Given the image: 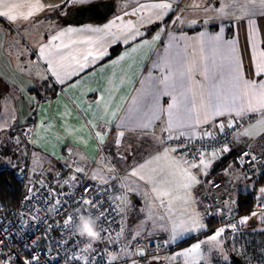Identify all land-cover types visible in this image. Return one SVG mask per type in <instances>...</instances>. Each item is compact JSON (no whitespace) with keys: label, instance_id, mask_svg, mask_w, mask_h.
I'll list each match as a JSON object with an SVG mask.
<instances>
[{"label":"crops","instance_id":"crops-1","mask_svg":"<svg viewBox=\"0 0 264 264\" xmlns=\"http://www.w3.org/2000/svg\"><path fill=\"white\" fill-rule=\"evenodd\" d=\"M239 1L97 0L98 3L107 6L102 7L99 11L84 12L80 10V6L71 3L70 0H39L42 5L39 10L31 7L35 5L36 0H15L21 6L19 11L24 13L32 11L33 14L28 19L18 18L15 21L0 17V126H3L5 130L12 128L10 132H16L18 128L22 129L21 126L32 120L31 118L34 116L36 132L33 138L28 141L31 146L30 157L42 154L48 160L47 172L43 171V166L37 168V171L40 169L45 177L41 183L36 185H47L53 188L78 186L85 174H89L88 179L95 184L106 183L93 181L94 175L97 178L104 177L107 179V183L118 184L127 172L126 175L130 173L132 175L128 178V181L132 180L128 186L130 193H135L138 190V184L142 183L144 187L139 194L146 197L150 193H154L152 191L154 182L159 181L160 176L155 179L151 175L155 167L162 173V168L166 164L178 166L182 163L187 169L185 176H182L180 180L179 177L177 178L179 180L177 184L170 177L166 178L167 181H164V176H161V179L170 186L165 187L167 191L178 193L185 189L189 195L188 206L184 200L181 204L171 201L170 199L176 195L170 192L171 195L164 202L166 205L164 212L182 214L188 210L190 215L199 216L201 223L207 225V228L193 233L185 232L177 239L176 246L191 236L195 235L199 238V233L203 231L206 233L202 236H212L219 228L214 226L211 228V224L206 221L207 210L204 206V198L207 194L204 196V191L197 188L199 183L185 188V184L190 183L187 175V171L190 169L188 165L190 163L199 164L201 159L206 164L211 155H203L198 162L188 161L185 157L174 152L165 155L167 148L164 146L161 129L165 126L167 114L165 113L160 120L154 121L151 129H144L137 126L139 121L136 108L140 92L149 82V74L160 75V70L155 69L153 63L162 54L163 48L168 46L172 37H184L179 41V44L184 49L186 61L193 67L199 65L202 69L206 63L204 57L210 56L211 53L208 51L207 45H204L202 49L198 34L202 31L215 34L218 28L214 25L205 26L203 24L190 26L189 22L210 19L215 16L214 11L208 13L203 11L209 3L214 8L225 7L229 12H233L236 7L240 6ZM160 2H170L173 6L172 10L164 16L163 21L156 20L152 13L142 8L144 5ZM196 4H199L200 7H194ZM133 12L137 14L132 15ZM149 15H152L155 22H148ZM117 17L121 19L117 22L114 31L126 29L130 24H134L143 35L127 44L109 43L108 37L89 33H71L57 40L52 39L53 36L69 27L103 26L116 20ZM176 17H180L181 20L173 25L171 22ZM251 18L255 21L254 32L251 31L244 19L223 18L224 32L222 35L224 41L234 43L236 50L234 55L240 62L242 81L255 80L259 83L264 81V75L258 76L254 73L255 65L264 60V16L260 13H253ZM162 22L164 25L160 29L153 33L149 32L151 26ZM217 22L219 23V21ZM35 33L34 39L39 41L33 42L31 38ZM158 33L160 38L154 40V36ZM89 38L105 46L106 54L103 58L95 61L92 60V57H88L87 61L83 59L88 50L95 52L93 45L81 43ZM144 40L151 43L142 45ZM64 45H68V47H64ZM119 45L122 46V51L109 59L111 48ZM45 46H50V48ZM41 47H45L42 57L39 55ZM228 55V48L219 49L216 54L217 62L227 63ZM72 57H76L81 64L86 66L82 69L78 68ZM48 60L53 62L52 65L47 63ZM34 67L36 68L35 72ZM37 67H42L45 75L37 73ZM53 72L56 74L54 75ZM193 75L196 83H207L199 72H195ZM49 77H52L62 87L61 91L55 98H47L46 101L38 104L40 99L48 96V89L52 87ZM233 90L231 77H225L220 91L226 102H231ZM169 103V97L161 98L163 107L166 108ZM232 118L229 116L214 117L211 113L201 112L199 124L191 130V137L204 136L205 131L218 134L221 131L217 125L220 122L227 125ZM237 119L244 123V128L240 133L244 132L249 125H253L249 128L250 136H236L231 142L230 151H221L216 155L219 154V157L225 162L226 159H229V155L236 153L237 157L243 149L248 147L259 157L264 158V125L257 123L258 115L250 114ZM7 120H9L8 125ZM5 130L0 131V134H4ZM120 131L124 132L123 137H118ZM97 132H101L104 136L103 142L97 137ZM118 138L119 144H117ZM124 146L128 151L126 165H123L125 163L119 159ZM160 155L164 156L155 161V158ZM118 164H122L125 169L108 172V167ZM260 167L262 170V179L260 180L255 172H249H251L256 186L259 187L255 196L264 201V197L259 191L262 186L264 187V163H261ZM77 168L83 169V171L77 172ZM196 169L203 170V167ZM133 173L136 174L133 175ZM72 177L75 179L73 180ZM195 177L199 181V176ZM203 179L204 183L207 182L209 185L208 194H211L220 203L215 193L211 192L213 187L210 186V184L217 186L218 181H207L209 179L207 175ZM66 181L67 183H65ZM125 181L124 185L128 182ZM134 184L136 185L134 186ZM241 193L245 192L238 193L237 198ZM225 195L227 198H231V201H237V198L235 200L234 197ZM121 198L122 194L118 199V204ZM246 217L249 219L245 224H241L239 220L237 230L224 231V233L228 242L237 240L240 246H249L250 241L253 248L259 245L257 241L260 244L264 243V231H261L264 229V215L257 216L258 219L252 220L251 216ZM186 220L182 219L180 223ZM161 238L169 240L170 234L149 238L145 241ZM169 244L171 245V243ZM234 258L246 262L240 256L234 255Z\"/></svg>","mask_w":264,"mask_h":264},{"label":"snow or ice","instance_id":"snow-or-ice-1","mask_svg":"<svg viewBox=\"0 0 264 264\" xmlns=\"http://www.w3.org/2000/svg\"><path fill=\"white\" fill-rule=\"evenodd\" d=\"M71 3L80 6V10L87 11H99L102 7H106L102 3H98L97 0H70ZM250 3H254L255 0H249ZM261 5L260 15L264 16V0H259ZM20 5L15 2V0H0V17H6L10 21H15L19 19H28L33 12L29 11L27 13L19 11ZM35 10L42 8V5L39 3V0H36L35 5L31 6ZM172 4L170 2H160L154 3L151 5L142 6L143 10L149 11L152 15L155 16L156 20L163 21V18L169 11L172 10ZM194 7L199 8L200 5L196 4ZM203 11L205 13L215 12V16L210 19L203 20H191L190 26H195L197 24L214 25L218 28V31L213 34L208 31L200 32L199 39L201 41V47L203 49L204 45H207L208 51L211 55L204 57L206 63L201 69L199 65L193 67L189 62L186 61L184 57V49L179 44V41L183 40L184 37H175L169 41L167 47L163 48V52L158 56L157 60L153 63L155 69L160 70L159 76H152L149 74V82L147 85L142 88L139 100L137 102L136 111L138 113L137 119L139 121L138 127L144 129H151L153 122L160 120L161 117L166 113L167 119L165 121V126L161 129L163 138L165 141L173 140L179 141L181 137H187L188 140H191V130L198 126L201 112L204 114L211 113L212 116H229L233 117L227 125L224 122H220L217 127L220 131H223L227 126L228 128L235 129L237 124L240 122L237 118H243L250 114H257L259 119L257 123L264 125V81L257 83L255 80H243L240 74V62L236 59L235 46L232 41L223 40V18L231 17L233 19H244L245 23L250 26L252 32L255 31V21L251 18V14L242 11L240 16H236L234 13L229 12L225 7L214 8L212 4H208L204 7ZM136 12H133L132 15H136ZM152 15H149L148 22H155L152 19ZM120 17H117L116 20L111 21L108 24L103 26H93L86 25L80 28L69 27L61 31L58 35L53 36V40L60 39L61 37L71 34V33H89V34H99L109 38V43L120 42L127 44L130 41L136 40L137 37L142 36L143 33L139 28L130 24L126 29H120L114 31L117 22L120 20ZM181 20L180 17H176L171 23L173 25L179 23ZM219 21V23L217 22ZM251 34V33H250ZM160 38L159 33L154 36V40ZM175 42V43H174ZM81 43H86L93 45L95 52L93 50H88L84 55L83 59L88 60V57H92V60L103 58L106 54V48L102 43H99L91 38L86 41H81ZM151 42L148 40L142 41V45H148ZM49 47L50 46H45ZM45 47L39 49V55L42 57L45 53ZM68 47V45H64ZM228 48L229 55L227 57V63H218L216 59V54L221 48ZM175 49V51H173ZM76 61L78 68H83L86 65L81 64L79 59L72 57ZM123 59V57H121ZM47 63L52 65V61L48 60ZM199 72L203 76L204 82L196 83L194 80V73ZM55 75L56 73L53 72ZM79 73L77 72V75ZM255 75L261 76L264 75V60L258 62L255 65ZM225 77H231L233 82V92L231 102H226L224 96L221 94L220 86L223 83ZM59 78V77H58ZM167 96L170 98V103L167 107L161 105V98ZM107 123V122H106ZM253 125L246 127L245 131L237 133L239 136H250L249 128ZM5 128L0 126V131H4ZM97 137L100 138L103 142L104 136L101 132L96 133ZM124 132L120 131L118 137H123ZM204 136L212 137L211 132H204ZM203 138V137H201ZM16 143L19 144V138H16ZM120 143L119 138L117 139V144ZM182 147H186V144L181 142L176 144L173 147H169L165 150V155L169 152L179 153ZM223 152H228L230 149L224 147ZM203 155V154H201ZM216 153H212L214 157ZM248 159L244 161V158ZM247 162L251 165H255L258 162V158L251 153L245 151L239 154L237 162ZM259 162L264 163V158H260ZM5 163H8L11 166V161L7 160ZM201 166L207 167L203 159L200 160L199 164L192 165V167L200 168ZM231 167V165H230ZM77 172H82L83 169L77 168ZM136 173H133L135 175ZM206 174V173H205ZM190 183L185 184V188H190L193 184L199 183L194 175L190 172L187 173ZM74 180L75 177H72ZM92 179H98V182L107 183V179L104 177L97 178L95 175ZM144 179V177H141ZM67 183V181L65 182ZM215 186V185H214ZM152 191L156 193V199L160 201L162 206L164 204L163 197L170 196L171 193L164 190H158L156 187H153ZM259 191L264 194V188L259 189ZM26 199L31 197L26 194ZM108 200L115 203L112 200V197L109 196ZM124 203V201H121ZM81 205H90L92 208H97L99 205L93 202L90 198H81L79 201ZM2 207V206H0ZM63 207L62 202L57 199L53 205L54 210L59 213L60 209ZM115 209L118 211H123L120 208L119 204H115ZM257 212L251 213V216H257ZM104 216L103 212H99L96 216L97 220H100ZM33 220L38 219V217H32ZM79 219V217H78ZM161 220L164 217H160ZM249 217H244L240 220L241 224H245ZM65 226L73 224V218L69 215L65 221ZM77 224H75L76 227ZM233 231L236 230V225H230ZM206 229V226L201 223L199 216L189 215L186 221H182L178 226L177 224H172L170 229H164L165 231H170V239L165 241V243H175L177 239L184 235L185 232L193 233L198 232L199 230ZM107 229L104 227L100 228V238L104 239L107 236ZM123 231V230H121ZM225 231V228H220L215 231V233L208 237L207 240L202 241L201 243L209 244L211 242H216V253H217V264H233L232 257L228 254V251H235L238 256H242L246 264H253V261H256V264H264V246H261L256 250V255L250 256L247 253V250L240 251L235 248V245L232 246V249L226 251L223 242L219 239L222 233ZM264 231V229H261ZM104 234L102 236L101 234ZM78 234V233H77ZM0 235L4 236L5 240L9 242L12 239V233L7 227H0ZM79 235V234H78ZM139 235V233H137ZM80 236V235H79ZM83 238V237H82ZM95 240L88 242L85 249L82 251H87L88 248L92 247V243ZM201 243H196L192 245L186 252L181 253V255H190L192 253H200ZM34 247L35 245H31ZM25 248L29 245H24ZM7 249V250H6ZM137 252L142 254L141 249H137ZM211 251V249H210ZM31 258H20L18 253L13 252L12 247L5 245L0 247V264H15L16 260H20V264H38L39 256L35 253L30 254ZM119 254L110 256V259H118ZM73 259H84L82 256H73ZM175 259V257H173ZM135 264V262H133Z\"/></svg>","mask_w":264,"mask_h":264},{"label":"built area","instance_id":"built-area-1","mask_svg":"<svg viewBox=\"0 0 264 264\" xmlns=\"http://www.w3.org/2000/svg\"><path fill=\"white\" fill-rule=\"evenodd\" d=\"M243 128L244 123L240 121L235 129L226 127L220 133L212 134V137L192 136L190 141L187 137H181L179 141L164 140V146L169 148L183 142L186 147H182L177 154L185 157L188 161L198 162L203 155L220 153L224 147L230 148L232 140ZM35 132L36 124L29 123L23 127L22 135L26 140H30ZM245 151L256 156L258 162L253 166L244 162L248 159L245 157L244 161L237 162L238 166L255 172L260 180L262 170L259 160L261 157L248 147L241 153ZM88 175L85 174L78 186L53 188L47 185L38 186L26 172L18 171L16 179L22 187L19 204L9 213H0V227H7L12 233V239L9 242L4 239L3 235H0V247L11 246L13 252L18 253L20 258L30 259V254L35 253L39 256L38 264H133L124 258L110 259V256L122 252L123 243L87 255L86 251H82L86 248L88 241L75 231V224L78 223L80 214L96 217L99 212L104 213V216L98 220V225L99 230L101 227L108 230L107 236L104 239L95 240L92 247L100 245L105 239H116L123 234L120 212L115 209V204H118V199L122 194L120 186L115 182L95 184L88 179ZM26 194L31 198L26 199ZM109 196L112 197L114 204L108 200ZM82 197L90 198L99 207L92 208L90 205H81L79 201ZM57 199L63 204L59 213L53 208ZM204 205L208 209L207 217L215 218L219 227L232 230L230 225L238 226L239 217L235 213L226 212L209 196L204 198ZM253 212L264 215V201L254 203ZM69 215L73 218V224L65 226L64 221ZM32 217H38V219L33 220ZM101 235L104 236L103 233ZM167 240L161 238L154 241L136 242L134 245L136 257L141 258L137 249H141L145 257L167 252L170 248V244L165 243ZM33 244L34 247L31 246ZM24 245H29V247L25 248ZM73 256H82L84 259H73ZM15 264H20V260L17 259Z\"/></svg>","mask_w":264,"mask_h":264},{"label":"rangeland","instance_id":"rangeland-1","mask_svg":"<svg viewBox=\"0 0 264 264\" xmlns=\"http://www.w3.org/2000/svg\"><path fill=\"white\" fill-rule=\"evenodd\" d=\"M238 3L240 4V6L236 7L233 12H231L236 16L240 15L242 11H245L249 14L261 12V5L259 3V0H255L254 3H250L249 0H240ZM35 36L36 33L31 38V40L33 39V42L39 41L34 39ZM35 70L36 68L34 67V72ZM37 73L45 75V71L42 67H37ZM6 123L8 125L9 120H7ZM10 129L12 128H8L7 130H5L4 134H0V170L18 169L20 171L27 172L28 177L33 179L36 184L41 183L44 180L45 176L40 172V169L37 171V168L43 166V171H48L47 157L42 154H37V156L35 155L33 158H31V146L29 145V142L25 141L24 143L20 142L19 144H17L16 138L19 137L10 136ZM127 156L128 151L126 150V146H124L122 147V156H119V159H122V163H125L123 165L127 164ZM162 156L164 155L156 157L155 161L159 160ZM7 160L11 161V166H9L8 163H5V161ZM221 161L223 160L219 157V154L215 155L214 157L211 155L208 157V161L206 163L207 167L202 166L203 170L199 169L198 171L196 168L192 167L194 163H190L188 165L190 169L187 171V173L190 172L194 176H199V185H197V188H201L202 192L204 191V196L209 192V185L207 184V182L204 183L203 178L207 175V177H209L207 181H218L219 184L217 186H213L212 184H210V186L213 187L211 189V192L215 193V196L219 199L220 203L225 209L232 210L235 206V202L231 201V198H227L225 194H227L228 197H234V199L236 200L238 193L240 192L256 191V184L250 174L251 172L240 168L234 160L229 161V163L225 165H220L219 163ZM150 166L152 167V163L150 164ZM123 169L125 168L122 166V164H118L114 167H108V172H116ZM186 169L187 168L184 167V164L182 163L178 166L166 164L162 168V173L157 167H155L151 175L155 177V179H157L159 176L160 177L159 181L154 182V187H156L158 190L167 191L165 187L170 186L164 182L167 181L166 178H172V180L177 184L180 178L182 176H185ZM126 174L118 182V184L122 188L121 201H124V203H122L121 201L119 203L120 208L123 209L122 212L120 211V214L124 227V233L116 239L108 238L103 240L100 245H95L94 247L89 248L86 251V255L97 253L98 251L116 246L118 243H123L124 248L122 252L119 253L120 258L128 259L132 263L135 262V264H217V253L215 251L216 242H211L209 244L201 243L202 241L208 239V237L205 236H201L195 241L180 247L176 246L177 241L175 243H171V246L173 248L160 255L145 257L143 255V252L142 254L138 252V255L141 257L138 259L136 257L137 253H135L134 251V245L137 241H145L149 238L162 236L164 234L168 235V233L170 234V231H165L164 229H170L172 224H177L178 226L180 220L188 219L190 214L188 210H185V212H183L182 214H177L175 212H164L165 207L162 206L160 201L156 199V193H150V195L146 197L139 194L140 190H142L144 187L142 183L138 184V190L135 193H130L128 186L129 183L132 182V180L129 179L128 181V178L132 175L131 173L128 175ZM161 176H164V181L163 179H161ZM178 177L179 180L177 179ZM125 180H127L128 182L124 185V183L126 182ZM93 181L98 182L97 179H94ZM135 185L136 184H134V186ZM140 187L141 189H139ZM261 188L264 187L262 186ZM168 192H172L176 195L175 197L170 199L171 201L173 200L181 204L184 200L185 204L188 206L189 195L187 191H185V189L183 191H179L178 193L170 190ZM261 195L262 197H264V194ZM163 200L164 202L167 201L168 196L163 197ZM235 209L236 208H234V210ZM202 215L204 217L203 211ZM257 216L261 217V215ZM257 216H251V220L254 218L258 219ZM160 217H164V219L161 220ZM244 217L246 216H243L242 218ZM205 226L207 228V225ZM137 233H139V235H137ZM219 239L222 240L223 246L226 251L232 249V246L235 245L236 249L240 251H244L246 249L248 255L254 257L256 255V250H258V246L253 248L243 245L240 246V243L237 240H231L228 242L224 232ZM196 243H201L200 253L194 252L190 255H181V253L186 252L187 249H189ZM249 244L252 246V243L250 241ZM228 254L232 257V259L234 258V255H237L235 254V251H228ZM173 257H175V259H173ZM240 257L244 259L242 256ZM253 263L256 264V261H253Z\"/></svg>","mask_w":264,"mask_h":264},{"label":"trees","instance_id":"trees-1","mask_svg":"<svg viewBox=\"0 0 264 264\" xmlns=\"http://www.w3.org/2000/svg\"><path fill=\"white\" fill-rule=\"evenodd\" d=\"M163 25H164V22L154 24L149 29V32L153 33L155 31H157L158 29H160ZM122 49L123 48L120 45L112 47L109 59H111V58L115 57L116 55H118L122 51ZM49 81L51 82L52 87L50 89H48V92H49L48 96L46 98L40 99L38 104L41 103V102L46 101L47 98L48 99L55 98L57 96V94L61 91L62 87L60 85H58L52 79V77H49ZM40 98H41V96H40ZM31 119L32 120H29L26 124L21 126L22 129L18 128L16 132H10L11 130H9L10 136H12V137L18 136L19 137V141L21 143L22 142L24 143L25 141H29V140H26L25 137L22 135V130H23V127L26 126L27 124L35 123L34 116ZM228 158L229 159H226L225 162L221 161L219 164L220 165H225V164H228L229 161H231V160H234L237 163L236 153L233 154V155H229ZM18 171H20V170H18V169H16V170L15 169H3V170H0V203H1L0 206H2V207H0V213L1 214L9 213V212L13 211L19 204L22 187H21L20 183L16 179V173ZM26 174H27V172H26ZM260 179H262V176H261ZM257 188H259V187L256 186V191H257ZM256 191H254V192H245V193L239 194V197L237 198V201L235 202V206L233 207L232 210L225 209L221 203L217 202V199H215V198H213V196H211V194H207L205 197L209 196L215 204H217L218 206H221L226 212L235 213L239 217V220H240V217H242V216H251L252 208H253V204L254 203L260 202V201L263 202V200L261 198H258V196L257 197L255 196V194L257 193ZM205 208H206V206H205ZM234 208H236V209L234 210ZM206 210L208 211L207 208H206ZM206 216H207V213H206ZM206 221L209 224H211V228H213V226L215 227V225L217 223L215 218H210V217H207ZM204 233H206V232L205 231L200 232L199 233V237L202 236ZM196 239H197V237L195 235L191 236L190 238L180 242L177 246L180 247V246L187 245V244L195 241ZM257 244H259L258 245V249L261 246H264L263 242H262V244H260L257 241ZM249 247H252V246H250V244H249ZM171 248H173V247L170 245L169 249H171ZM233 264H246V262L244 263V262H241V260L239 261L238 259L235 260V258H233Z\"/></svg>","mask_w":264,"mask_h":264},{"label":"clouds","instance_id":"clouds-1","mask_svg":"<svg viewBox=\"0 0 264 264\" xmlns=\"http://www.w3.org/2000/svg\"><path fill=\"white\" fill-rule=\"evenodd\" d=\"M75 231L88 242L100 238L98 220L92 215L80 214Z\"/></svg>","mask_w":264,"mask_h":264},{"label":"bare ground","instance_id":"bare-ground-1","mask_svg":"<svg viewBox=\"0 0 264 264\" xmlns=\"http://www.w3.org/2000/svg\"><path fill=\"white\" fill-rule=\"evenodd\" d=\"M0 205H1V203H0ZM238 224H239V221H238ZM215 227H216V228H219V229L222 228V227H219L217 223H216ZM238 228H239V226L236 227V230H237ZM225 230H226V231H233V230H227V229H225ZM196 237H198V236H196Z\"/></svg>","mask_w":264,"mask_h":264}]
</instances>
